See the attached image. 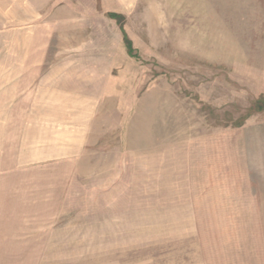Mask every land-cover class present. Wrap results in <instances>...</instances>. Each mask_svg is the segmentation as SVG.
<instances>
[{"label":"rangeland","instance_id":"374dc122","mask_svg":"<svg viewBox=\"0 0 264 264\" xmlns=\"http://www.w3.org/2000/svg\"><path fill=\"white\" fill-rule=\"evenodd\" d=\"M0 264H264V0H0Z\"/></svg>","mask_w":264,"mask_h":264},{"label":"trees","instance_id":"16d2710c","mask_svg":"<svg viewBox=\"0 0 264 264\" xmlns=\"http://www.w3.org/2000/svg\"><path fill=\"white\" fill-rule=\"evenodd\" d=\"M109 16L112 18V19H115L117 22H121V21H123V17L121 16V15H119V14H115V13H111V14H109ZM122 30H123V33H124V29H123V27H122ZM124 41H125V45H126V47L128 48V51H129V53L130 54H132V43L129 41V39H128V37H127V35H126V33H124Z\"/></svg>","mask_w":264,"mask_h":264}]
</instances>
